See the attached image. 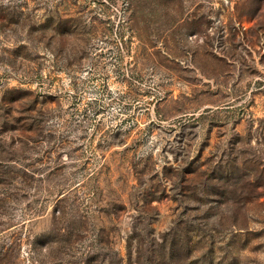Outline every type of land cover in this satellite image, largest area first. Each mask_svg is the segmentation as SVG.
<instances>
[{
	"label": "rangeland",
	"instance_id": "374dc122",
	"mask_svg": "<svg viewBox=\"0 0 264 264\" xmlns=\"http://www.w3.org/2000/svg\"><path fill=\"white\" fill-rule=\"evenodd\" d=\"M0 264H264V0H0Z\"/></svg>",
	"mask_w": 264,
	"mask_h": 264
},
{
	"label": "trees",
	"instance_id": "16d2710c",
	"mask_svg": "<svg viewBox=\"0 0 264 264\" xmlns=\"http://www.w3.org/2000/svg\"><path fill=\"white\" fill-rule=\"evenodd\" d=\"M176 241L177 239H175L174 237L169 241L167 242L166 244H162V246H165L166 245V248L169 250L168 251V254H169V257L171 256H174V254L178 251L177 247H176ZM190 247V246H189ZM188 248V247H187ZM177 250V251H176ZM191 250L188 248V251ZM193 251V250H192ZM165 255H167L166 253L165 254H162L161 256L164 257ZM167 259V258H166Z\"/></svg>",
	"mask_w": 264,
	"mask_h": 264
}]
</instances>
